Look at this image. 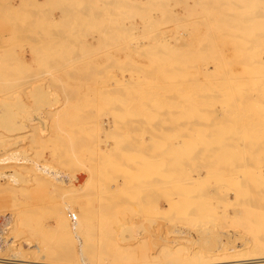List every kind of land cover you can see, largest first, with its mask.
<instances>
[{
    "label": "rangeland",
    "instance_id": "1",
    "mask_svg": "<svg viewBox=\"0 0 264 264\" xmlns=\"http://www.w3.org/2000/svg\"><path fill=\"white\" fill-rule=\"evenodd\" d=\"M91 1L93 2V0H89L87 2L89 5L86 6L90 9H86L89 13L86 12L81 22L78 23L83 29V31L81 30L83 36L80 37V40L87 44L90 43L91 48L97 47L99 41L103 45L100 44L99 48L88 51V56H86L87 54L82 56L83 60L81 62L84 64L79 63L80 66L85 67V73H88V76H85L86 78H80L81 81L87 84L68 87L55 85L54 82L57 83L59 80L63 81V79H65L64 82L72 80L70 76L75 75L76 72L74 69L69 70L70 72L67 71L73 65V62H70L74 57L72 54L66 57L67 63H62V66H66L65 68L62 67L65 70L60 67L61 69L57 71L59 76H54L50 70L47 71L39 59L42 57L43 47L46 48L47 43L52 38L51 36H53V41L58 42L60 36L67 31H71V29L63 27L62 29L59 28L57 32V29L54 30L49 26L47 21L49 18H45L43 14L26 18L27 11H33L30 14L37 13L31 5L26 4L28 0H0V60L4 65L0 67V73L9 75V77H6V81L10 82V84L5 85V93L4 90H0V104H2V107H0V155L4 157L7 154L11 156L10 154L14 153V158L22 157L27 160H24L25 162L20 166L15 164L17 160L14 158L12 161H6L5 163L0 161V171L8 173V176L0 177V184H2L0 186V229H2V232L0 231V257L8 258L15 253L27 257V260H37L38 256L43 255L44 257H51L43 261L62 262L63 264H167L171 262L169 261L170 255L167 256V253L171 251L181 252V250L184 252H182L183 255L181 254L182 258L184 257L182 261L186 258L189 259L188 261L193 260V258L185 256V252H199L202 258L207 259L208 257L209 259L211 256L210 258H217L215 259L217 262H225L226 260L233 262L241 260V258L244 261L247 257L258 259L259 256H264V230H262L264 226H261L264 225V206H262L264 204V159L261 157L264 156V143H261L264 142V139L260 140L261 137L264 138V133H262L264 132V126H262L264 122H260L261 119V121H264V99H262L264 98V28L253 26L252 32L254 33H249V29L252 27L251 17H254L255 14L258 16H255V18L258 19L261 15L264 16V11H262L264 10V0H256V5L252 7L253 11H248L245 14L246 18L244 15L241 16L236 13V0L234 2L214 0L208 7L210 11L207 12L203 10L198 2H202V0H96L95 2L98 5L93 2L94 6L91 5ZM109 1L113 4L108 5ZM220 1L225 4L219 8L218 3ZM109 8H111L110 18L103 21L106 17L104 12H108L107 9ZM55 9L51 6L48 8L56 21H64L61 18L63 16L59 12L60 10ZM5 11L8 14H3ZM93 11L94 16L92 15ZM177 17H182V19ZM238 17L246 20H236ZM225 19L226 21H224ZM101 22H104L105 25L102 28L98 27ZM71 27L73 28L72 25ZM31 28L32 31H30ZM108 29H111L112 36L101 37V33L107 32ZM244 29L248 31L246 36H244ZM205 31L210 32V34L207 33L210 41V49L208 50L197 45V39L200 38L201 34H205ZM211 32L214 34V36L212 34V37L218 40L225 36L228 38L234 35L239 36L241 44H239L238 49L243 54L241 51L237 52V46L234 42L229 44L231 47L229 45V47L223 46V48L226 47L224 51L218 50L223 48L213 44L216 40H213L210 36ZM31 39L35 40L31 41L35 49L29 43ZM68 39L73 40L70 34H67ZM72 42L75 43V40ZM74 43H67L65 50L74 51ZM254 43L255 45H252ZM173 44H177L178 48L176 49V45ZM172 47L174 51L175 49L178 51L176 53H179V50L182 53L184 52L181 57L172 55ZM155 48L161 49L160 52L164 55V58L167 57V60L161 63L153 62ZM105 50L110 51L111 54L105 55V52H103ZM209 51H213V54ZM218 53L222 54L223 59ZM188 54L191 55L189 58ZM172 56L174 61L171 60L170 62ZM192 58L194 61L188 60ZM10 59L11 61H9ZM21 60L26 63V66L21 65L19 62ZM220 62L222 64L223 62L227 63V65L226 63L224 66L221 65V70L215 68L219 67ZM171 63L175 69H171ZM108 65L109 67H107ZM252 65L256 67L254 73L257 76H255L256 78L253 77L256 79L255 81L250 75ZM158 66H162L164 69ZM204 68H208L207 75L203 73L205 72ZM217 71L224 73L220 74ZM60 72L63 74L60 75ZM161 73H166L167 76L163 77L160 75ZM241 74L244 75L242 84H247V86L244 84L246 89H244L245 91L242 90L241 93L243 92L242 95H246V98H242L241 95L236 97L235 92H232L237 88V90L245 88L243 85H241L242 87H235V85L232 89V85L236 82L238 76H243ZM204 76L210 80L205 79ZM236 76L237 78H235ZM218 77H223L225 81ZM251 78L254 82L250 81ZM118 81L123 84L118 85ZM194 81H197V85ZM212 82L213 84H210ZM229 83L232 84L230 85L232 91H228ZM218 88L220 89L217 90ZM195 89L197 90L196 93H194ZM208 89L210 94H208L209 92L205 93ZM68 90H76L77 92L74 95H67L63 92ZM85 91H90V93L86 96L83 94ZM107 91L110 93H106ZM248 93L255 97L251 98L252 96ZM226 95L236 98L233 99V104L235 101L238 103L233 105ZM239 96L242 98V102L239 101ZM70 98L78 100L73 101ZM83 98L94 100H83ZM99 98L107 99L101 100ZM155 98H157L156 101H162H157V104V102H153ZM196 98H198L197 101ZM170 101L172 104H170ZM161 103L164 107L161 106ZM241 103L243 104L241 105ZM227 108L233 112L228 111ZM171 109L173 111H170ZM229 114L231 115L229 116ZM237 114L240 118L237 117ZM68 115H70L69 118ZM249 116L251 117L249 118ZM257 121L259 127L256 126ZM201 122L202 124H200ZM243 128L250 131L245 132ZM251 130H255V132ZM243 132L245 133L243 134ZM256 133H261L258 135L260 138L256 137ZM14 136H17L15 137L16 140H10ZM7 137L10 141L6 140ZM236 137L238 140H236ZM111 138L113 139L111 140ZM77 139L80 142H77ZM220 139H222L221 143L223 145L227 142L226 146L230 148L221 147L223 145L219 146L221 144ZM189 140L190 142H188ZM241 140L245 144V147H243L248 150L244 149L245 153H243V150L242 155L239 154L242 151L240 148H243L242 145H244ZM251 140L254 142L261 141L259 142L261 145L259 144V147H257L258 144L255 142L253 147ZM122 142L126 143V146ZM179 143L183 145L180 146ZM120 145H122L121 148ZM123 147L124 149H122ZM196 150L197 152H194ZM228 150L230 155L232 153L231 157L236 156L234 159L238 157V161H236L237 159L232 161L233 158H228L230 157ZM222 151L223 154L227 151V156L229 155L225 157V153L222 156L225 162L222 159V161L220 160L222 155L220 152L222 153ZM192 152H194L195 157ZM227 158L228 160H225ZM39 167H45L47 170L49 169L48 172L52 173L50 175L49 173H42ZM221 169L228 171L224 173L225 171ZM61 179H66V181L62 182ZM24 180H26V183ZM14 182H18L19 185L13 184ZM7 183L11 187L16 185L18 188H21L20 186L23 188L21 190L16 186L11 188ZM5 184L7 187H4ZM208 186L212 188L209 187L208 189ZM201 187L203 189L207 188L208 191L214 194L217 192L218 194L223 193L222 196L224 194L226 196H223V200V197H218L220 201L215 199L216 202L214 203V194L212 195L205 190L206 194L203 193V195H208V197L205 195L203 197L206 199L201 194L198 195L203 190ZM10 189L14 191L11 190L12 192H10ZM159 193L164 195L162 196ZM217 193L215 197L218 196ZM12 194L14 197L11 196ZM169 195L171 198H169ZM196 197H200V199ZM194 198L200 202L198 203L199 207L186 205L188 200L195 202L196 199L194 200ZM201 198L205 201L203 205ZM166 199L169 203V199L172 202L174 200V203L171 202L172 207L166 202ZM236 201L240 206L236 204ZM146 203L147 205H144ZM175 203L177 205L173 206ZM214 204L218 205L214 206ZM250 204H252V208H250ZM234 205L235 208L233 209ZM143 206H148V208ZM66 208H69L68 210L73 214H70ZM240 208L242 209L240 210ZM238 209L241 212L237 211ZM64 210L66 211L64 212ZM59 213L61 214L60 217ZM251 213L255 214L252 216ZM67 214L80 222L71 221L73 218ZM221 214L224 218L220 216ZM252 217H255L253 220H259L260 218L259 225L257 222L255 225L253 221H250L249 224ZM9 218L10 220H8ZM66 218L70 221L67 222L68 219ZM245 218L248 223L243 221ZM82 220L86 221L81 222ZM54 221L57 224L59 223L56 224L59 228H57L58 231ZM241 221L245 223V226H239L243 223ZM261 221L262 223H260ZM83 223L84 225H82ZM233 223L235 224L233 225ZM252 223L254 226L251 225ZM236 224L238 225L236 226ZM53 225L54 227H51ZM254 232H259V234ZM43 235L53 238L55 242L53 241L52 248L50 244L48 245L42 241ZM86 241L91 242L87 247L90 253L85 250L86 247L84 248V246H87L84 243ZM59 244L61 245L59 246ZM35 245L39 246L40 251L43 252L42 255L40 252L38 253V250L36 252ZM90 245H94L91 246L93 247L92 250ZM104 245H107V248ZM82 246L84 250L80 254ZM100 249L104 251L107 249L109 253L104 252L101 255ZM53 251L57 252L56 256L59 253V257H56V259L54 258L55 255L52 254ZM112 251H114L113 255L110 253ZM60 252L63 253L62 256H60ZM120 252L122 253L119 254ZM60 257L61 259H58ZM187 259L184 261H187Z\"/></svg>",
    "mask_w": 264,
    "mask_h": 264
},
{
    "label": "bare ground",
    "instance_id": "2",
    "mask_svg": "<svg viewBox=\"0 0 264 264\" xmlns=\"http://www.w3.org/2000/svg\"><path fill=\"white\" fill-rule=\"evenodd\" d=\"M19 1V0H18ZM23 1V0H22ZM27 1V0H26ZM89 0H43V1H40V0H28V2H26V4H28V5H31V7L32 8H34L35 9V11L37 12V13H35V14H30L31 12L33 13V11H27V13H26V18H30V16H34V17H36V16H40V15H44L45 16V18H49L47 21H48V24H49V26H51V28L52 29H57L56 31L58 32V29L59 28H63V27H68V29L70 30L71 29V31H65L67 34H70V36L72 37V41H74L75 40V43L74 42H72V41H70L69 39V41L67 40V34L65 35V34H62L61 36H60V39L58 40V42H56V41H53L54 39H53V36H51L52 38L49 40V42L47 43V46H46V48H44L43 47V49H44V51H43V54H42V57H40V59L39 60H41V62L44 64V66H45V68L47 69V71L48 70H50L53 74H54V76H57L58 75V73L59 72H57L58 70H60L62 67H66V66H62V63H67V61H66V57H68V55H73L74 57H72V60L70 61V62H73V65H72V67L70 68V69H67L68 68V66H67V71H69V70H71V69H74V71L76 72V73H74L75 75H73V76H70V79H71V77H72V80L71 81H68V82H64V80L65 79H63V81H60L59 80V82H54V84L55 85H60V86H68V87H70V86H74V87H78V86H84V85H86L87 83L86 82H84V81H81V77H85V76H88V73L86 72L85 73V71L84 70H86L85 69V67H82V66H80V64H84V63H82L81 61L83 60L82 59V56L84 55V54H87L86 56H88V54H89V52L88 51H91V49H94V48H99V46H100V44H101V41H99V44H98V46L97 47H95L93 44V46H94V48H91L90 46H89V44H87L86 42H84V41H82V40H80L81 38V36H83V29L81 28V25L80 24H78V23H80L81 22V20L83 19V17L86 15V12L87 13H89L88 11H86V9H88V7L86 8V6L87 5H89V4H87V2H88ZM96 0H93V2H95ZM230 1H233L234 2V0H230ZM5 2V1H4ZM93 2L91 1V5L92 6H94L93 5ZM106 2V1H105ZM199 2V4H200V6L203 8V10H205L206 12L207 11H210V10H208V7L210 6V3H212V2H214V0H211L210 2H209V0H202V2H200V1H198ZM256 0H236L235 1V4H236V10H237V12L236 13H238L239 15H244V17H245V14L246 13H248V11H250L251 12V10H252V7L254 6V5H256ZM96 4H97V2H95ZM228 3V2H227ZM232 3V2H231ZM95 4V5H96ZM113 4V3H112ZM111 4V1H109L108 2V5H112ZM198 4V3H197ZM223 4H225L224 2L222 3V1H220L219 3H218V6H219V8H220V6H222ZM257 4H258V2H257ZM90 5V6H91ZM98 5V4H97ZM25 6V5H24ZM53 7V9H55V8H57V10L62 14V16L63 17H61V18H63V20L64 21H56V19L53 17V15L51 14V10H48V8L49 7ZM89 6V7H90ZM18 7V6H17ZM72 7V8H71ZM1 9V8H0ZM5 9V8H4ZM22 9V8H21ZM33 9V10H34ZM19 10V9H18ZM27 10V9H26ZM32 10V9H31ZM56 10V9H55ZM88 10H90V9H88ZM108 10V12H104L105 13V19L103 20V21H106V20H108L109 18H110V11H111V8H109V9H107ZM258 10V9H257ZM1 11V10H0ZM253 11V10H252ZM262 11H264V10H262ZM261 11V12H262ZM21 12V11H20ZM3 13V12H2ZM1 13V14H2ZM15 13V12H14ZM23 13V12H22ZM3 14H8V12L7 11H5ZM39 14V15H38ZM95 15V13H94V11L92 12V15ZM98 14V13H97ZM255 14V13H254ZM16 15H17V13H16ZM93 15V16H94ZM102 15H104V14H102ZM212 15V14H211ZM210 15V16H211ZM257 14H255V16H256ZM255 16L254 17H251V19H250V21H251V23H252V27L253 26H260V28H264V16H262L261 15V17L258 19V18H255ZM3 17H5V16H3ZM17 17V16H16ZM233 17V16H232ZM236 17V16H235ZM256 17H258V16H256ZM44 18V19H45ZM178 18V17H177ZM180 18V17H179ZM178 18V19H179ZM189 18V17H188ZM220 18V17H219ZM246 18V17H245ZM173 19V18H172ZM180 19H182V17L180 18ZM208 19V18H207ZM248 19V18H247ZM228 20V19H227ZM236 20H246V19H244V18H242V17H238ZM223 21V20H222ZM224 21H226V19L224 20ZM35 22V21H34ZM198 22V21H197ZM104 22H101V24H99L98 25V27L100 26V28H102V27H104L105 25L103 24ZM229 23V22H228ZM17 24V23H16ZM15 24V25H16ZM47 24V25H48ZM103 24V25H102ZM71 25L73 26V28L71 27ZM17 26V25H16ZM229 26V25H228ZM34 27V26H33ZM69 27H71V28H69ZM97 27V26H96ZM235 27V26H234ZM252 27H250V31H249V33L250 34H253L254 32H252V30L254 29V27L252 28ZM256 27V28H257ZM36 28V27H35ZM120 28V27H119ZM65 29V28H64ZM67 29V28H66ZM116 29V28H115ZM121 29V28H120ZM134 29V28H133ZM136 29V28H135ZM227 29V28H226ZM33 29L31 28L30 29V31H32ZM82 30V31H81ZM86 30V29H85ZM209 30V29H208ZM212 30H213V28H212ZM244 31V36H246L247 34H248V31L246 30V29H244L243 30ZM82 32V33H81ZM214 32H216V31H214ZM32 33V32H31ZM62 33H64V32H62ZM207 33H209L210 34V32H206L205 31V34H201V36H200V38L199 39H197V45L198 46H203V48H205V50L207 49H210V41H209V38L207 37ZM54 35H55V33H53ZM212 34H213V32H211V37H212ZM109 35H110V37L112 36L111 35V29H108V31L107 32H102L101 33V37H109ZM198 35H200V33H198ZM197 35V36H198ZM228 35V34H227ZM213 36H214V34H213ZM241 36V35H240ZM100 37V38H101ZM210 37V38H211ZM215 37H217V36H215ZM239 36H237V35H234V36H230L229 38L228 37H221V38H219V40L218 39H215V38H213V40H216L215 42L214 41H212V42H214L213 44H215V45H219V46H222V48H223V46H226V47H229L230 45L229 44H231L232 42H234V44L237 46V52H239V51H241V50H239L238 49V47H239V44H241V42H240V37L238 38ZM54 38H55V36H54ZM68 38H70V37H68ZM99 38V39H100ZM196 38H198V37H196ZM36 39V38H35ZM102 39V38H101ZM227 39V40H226ZM247 40V39H246ZM31 41H35V40H30L29 41V43L31 44V46L33 47V49H35L34 48V46H33V44L31 43ZM98 41V40H97ZM164 41V40H163ZM167 41V40H166ZM250 41V40H249ZM56 42V43H55ZM252 42H253V39H252ZM251 42V43H252ZM70 44V43H74L73 45L75 46L74 47V51H66L65 50V48H66V46L68 45V44ZM67 44V45H66ZM76 44V45H75ZM157 44V43H156ZM169 44V43H168ZM195 44H196V42H195ZM194 44V45H195ZM72 45V46H73ZM101 45H103V44H101ZM158 45V44H157ZM173 45H176V49L178 48L177 47V44H173ZM229 45V46H228ZM244 45V44H243ZM252 45H255V43L254 44H252ZM159 46V45H158ZM164 46V45H163ZM197 46V47H198ZM219 46H217V47H219ZM103 47V46H102ZM213 47V46H212ZM226 47H224L223 49H221L220 47V49H218V50H223L224 51V49L226 48ZM231 47V46H230ZM254 47V46H253ZM39 48V47H38ZM157 48H159V47H157ZM157 48H155V50H154V53H153V55H154V58L152 59V61L153 62H156V63H161V62H164L165 60H167L166 58L167 57H163L164 55L160 52V50L159 49H157ZM166 48V47H165ZM173 48V47H172ZM179 48H181V47H179ZM255 48V47H254ZM15 49V48H14ZM103 49H104V47H103ZM176 49H175V51H174V48L172 49V55H174V56H177V55H179V57H181V55L184 53H182V51L181 50H179V53H176V52H178V51H176ZM183 49V48H182ZM198 49V48H197ZM215 49V48H214ZM213 49V50H214ZM217 49V48H216ZM7 50H9V49H7ZM109 50H111V49H109ZM227 50V49H226ZM225 50V51H226ZM10 51H12V50H10ZM93 51V50H92ZM99 51V50H98ZM101 51V50H100ZM193 51V50H192ZM214 51H216V50H214ZM231 51V50H230ZM16 52V51H15ZM88 52V53H87ZM103 52H105L104 54L105 55H110L111 54V52L110 51H103ZM102 52V53H103ZM188 52V51H187ZM210 52V51H209ZM213 52V51H212ZM212 52H210L211 54H213ZM216 52H218V51H216ZM221 52V51H220ZM13 53V52H12ZM99 53H101V52H99ZM116 53V52H115ZM188 53H190V52H188ZM192 54H193V52H191ZM195 53V52H194ZM222 53V52H221ZM241 53H242V51H241ZM76 54V55H75ZM215 54V53H214ZM219 55H220V53H218ZM217 54V55H218ZM223 54H224V52H223ZM235 54V53H234ZM238 54V53H237ZM243 54V53H242ZM241 54V55H242ZM15 55V54H14ZM21 55V54H20ZM104 55V56H105ZM187 55V54H186ZM218 55V56H219ZM8 56H9V54H8ZM19 56V55H18ZM103 56V54L101 55V57ZM191 55L190 54H188V58L190 57ZM210 56V55H209ZM220 56H222V54L220 55ZM237 56V55H236ZM238 56H239V54H238ZM16 58H17V56H15ZM93 57V56H92ZM193 57V56H192ZM217 57V56H216ZM245 57V56H244ZM9 58V57H8ZM7 58V59H8ZM73 58H75V59H73ZM99 58V57H98ZM105 58H107V57H105ZM172 58V59H171ZM170 58V62H171V60L172 61H174V58H173V56ZM184 58V57H183ZM208 58V57H207ZM219 58V57H218ZM221 58V57H220ZM243 58V57H242ZM6 59V60H7ZM18 59V58H17ZM17 59H14V60H17ZM71 59V58H70ZM104 59V58H103ZM108 59V58H107ZM187 59V58H186ZM203 59V58H202ZM211 59V58H210ZM215 59V58H214ZM222 59H223V56H222ZM221 59V60H222ZM19 60V59H18ZM17 60V61H18ZM68 60V59H67ZM85 60V59H84ZM90 60V59H89ZM97 60V59H96ZM179 60V59H178ZM177 60V61H178ZM188 60H193V58L192 59H188ZM246 60V59H245ZM9 61H11V59L9 60ZM8 61V62H9ZM86 61H88V60H86ZM95 61V60H94ZM103 61V60H102ZM105 61V60H104ZM103 61V62H104ZM190 61V62H191ZM194 61V60H193ZM7 62V63H8ZM20 63H21V65H23V66H26L25 64V62L23 61V60H21V61H19ZM81 62V63H80ZM100 62V61H99ZM102 62V63H103ZM227 62V61H226ZM226 62H223V64H222V62H220L221 64L220 65H218L219 67H215V68H220V70H221V68H222V66L221 65H223L224 66V64L226 63ZM242 62V61H241ZM80 63V64H79ZM229 63V62H228ZM95 64V63H94ZM100 64V63H99ZM230 64V63H229ZM65 65V64H64ZM69 65H71V64H69ZM171 65V69H175V67H174V65L171 63L170 64ZM215 65V64H214ZM216 65V66H217ZM226 65H227V63H226ZM225 65V66H226ZM4 65L2 64V62H1V60H0V67H3ZM85 66V65H84ZM221 66V67H220ZM230 66V65H229ZM21 67V66H20ZM61 67V68H60ZM107 67H109V65L107 66ZM113 67V66H112ZM115 67H117V66H115ZM119 67H121V66H119ZM118 67V68H119ZM159 68H163L162 66H158ZM165 67V66H164ZM227 67V66H226ZM140 68V67H139ZM215 68H213V69H215ZM259 68V67H258ZM122 69V68H121ZM141 70H142V68H140ZM164 69V68H163ZM178 69H179V67H178ZM205 70V72H203V73H207L206 71H207V69L208 68H204ZM228 69V68H227ZM255 69H256V67L255 66H253L252 65V67H251V71H252V73H250V75L252 76V78L253 77H255V76H257V75H255ZM62 70H65V69H63L62 68ZM104 70V69H103ZM107 70V69H106ZM123 70V69H122ZM137 70V69H136ZM73 71V72H74ZM197 71V70H196ZM212 71V70H211ZM235 71V70H234ZM55 72V73H54ZM70 72V71H69ZM102 72V71H101ZM162 72H164V71H162ZM217 72H219V71H217ZM227 72V71H226ZM43 73H44V71H43ZM42 73V74H43ZM121 73V72H120ZM123 73V72H122ZM121 73V74H122ZM210 73V72H209ZM220 73V72H219ZM224 73V72H223ZM223 73H220V74H223ZM46 74V73H45ZM61 74H63V73H61L60 72V75ZM225 74H227V73H225ZM225 74H224V76H225ZM161 76H163V77H165V76H167V74L166 73H161L160 74ZM193 75V74H192ZM207 75V74H206ZM241 75H243V74H241ZM240 75V76H241ZM53 76V75H52ZM59 76V75H58ZM160 76V77H161ZM195 76V75H194ZM219 76H221V75H219ZM6 77H9V75L7 76L6 74H2V73H0V90H4V88H5V85H7V84H10V82H7L6 81ZM205 77V76H204ZM246 77V76H245ZM56 78V77H55ZM60 78H61V76H60ZM86 78V77H85ZM218 78H222L223 79V77H218ZM226 78V77H225ZM228 78H229V74H228ZM235 78H237V76L235 77ZM247 78V77H246ZM250 78V77H249ZM249 78L247 79L248 81H249ZM250 79V81H252L253 79ZM256 78V77H255ZM258 78V77H257ZM52 79H53V77H52ZM79 79H80V81H79ZM205 79H208V77H205ZM7 80H8V78H7ZM55 81H56V79H54ZM53 80V81H54ZM203 80V79H202ZM208 80H210V79H208ZM208 80H206V81H208ZM211 80H212V78H211ZM214 80H216V79H214ZM219 80V79H218ZM224 81H225V79H223ZM229 80V79H228ZM233 80V79H232ZM256 79H254V81H255ZM259 81H260V78L258 79ZM18 81V80H17ZM26 81V80H25ZM66 81H67V79H66ZM204 81V80H203ZM213 81V80H212ZM221 82H223L222 80H220ZM230 81V80H229ZM254 81H252V82H254ZM195 82V81H194ZM200 82V81H199ZM198 82V83H199ZM205 82V81H204ZM213 82H215V81H213ZM213 82L212 83H210V84H213ZM228 82V81H227ZM232 82V81H231ZM244 82V75L243 76H241V77H239L238 76V78L236 79V82L235 83H233V85L232 84H230L229 83V87H228V91L229 90H231V88L230 87H232L233 86V88L232 89H234V86L235 87H238V86H241V85H243L244 86V84H246V83H244V84H242ZM247 82V81H246ZM252 82H249V83H252ZM53 83V82H52ZM51 83V84H52ZM126 83V82H125ZM124 83V84H125ZM192 83V82H191ZM196 83V85H197V81L195 82ZM194 83V84H195ZM261 83V82H260ZM12 84V83H11ZM21 84V83H20ZM50 84V83H49ZM49 84H47V85H49ZM54 84H52V85H54ZM117 84L118 85H122L123 83L122 82H120V81H118L117 82ZM201 84V83H200ZM224 84V83H223ZM17 85V84H16ZM114 85V84H113ZM202 85V84H201ZM205 85H206V83H205ZM219 85V84H218ZM217 85V86H218ZM230 85H232V86H230ZM251 85V84H250ZM19 86V85H18ZM96 86V85H95ZM138 86V85H137ZM198 86H199V84H198ZM246 86H247V84H246ZM7 87V86H6ZM45 87V86H44ZM133 87H135V86H133ZM200 87V86H199ZM206 87V86H205ZM242 87V86H241ZM240 87V88H241ZM245 87V86H244ZM220 88H222V87H220ZM220 88H218L217 90H219ZM249 88V87H248ZM12 89V88H11ZM204 89V88H203ZM207 89V88H206ZM212 89V88H211ZM238 89V88H237ZM235 90V91H232L233 93L235 92V96L237 97L238 95H241V97L243 96L242 95V93H241V91L242 90H244V89H246V87L245 88H241V90ZM5 90H6V88H5ZM5 90H4V93H5ZM109 90V89H108ZM209 90V89H208ZM204 91L206 94H207V92H209L208 94H210V90L209 91ZM226 90V89H225ZM195 91V92H194ZM194 91H192V92H194V93H196L197 92V90L195 89ZM224 90H222V92H223ZM230 91V92H231ZM245 91V90H244ZM3 92V91H2ZM44 92V91H43ZM65 94H67V95H74V94H76V90L75 91H72V90H68L67 92L66 91H63ZM115 92V91H114ZM117 92V91H116ZM129 92V91H128ZM191 92V93H192ZM212 92V91H211ZM221 92V93H222ZM231 92V93H232ZM30 93H31V91H30ZM46 93H48V92H46ZM88 93H90V91L88 92V91H85L83 94L84 95H88ZM93 93H95V92H93ZM97 93H98V90H97ZM106 93H110V92H106ZM193 93V94H194ZM203 93V92H202ZM204 93V95H206ZM215 93H217V92H215ZM223 93H225V92H223ZM241 93V94H240ZM132 94V93H131ZM244 94V93H243ZM248 94H250L251 95V93H248ZM95 95H96V93H95ZM111 95V94H110ZM162 95V94H161ZM164 95V94H163ZM191 95V94H190ZM197 95V94H196ZM213 95V94H212ZM215 95H217V94H215ZM227 95H228V93H227ZM226 95V96H227ZM166 96V95H165ZM180 96V95H179ZM182 96H183V94H182ZM198 96H200V95H198ZM207 96V95H206ZM211 96V95H210ZM218 96V95H217ZM230 96V95H229ZM232 96V95H231ZM246 96V95H245ZM245 96H243L242 98H244ZM252 96V95H251ZM47 97V96H46ZM103 97V96H102ZM138 97V96H137ZM162 97V96H161ZM208 97H209V95H208ZM228 97V96H227ZM233 97V96H232ZM240 97V96H239ZM238 97V98H239ZM240 97V102H242V98ZM255 96L253 95L251 98H254ZM182 98V97H181ZM204 99L206 98V97H203ZM212 98V97H211ZM213 98H214V96H213ZM229 98H231V97H228V100H229V102L231 103L232 102V104H233V101L236 99V98H231V99H229ZM246 98V97H245ZM4 99V98H3ZM66 99V98H65ZM70 99H73V98H70ZM91 100V101H93L94 99H92V98H83V100ZM99 99H101V100H105V99H107V98H99ZM137 99V98H136ZM154 99V98H153ZM153 99H151V100H153ZM156 99L157 98H155V101L153 100V102H157V101H162V100H157L156 101ZM158 99H161V98H158ZM169 99V98H168ZM180 99V98H179ZM178 99V100H179ZM189 99H191V98H189ZM192 99L194 100V97H192ZM191 99V100H192ZM227 99V98H226ZM234 99V100H233ZM262 99H264V98H262ZM10 100H13V99H10ZM45 100V99H44ZM61 100V99H60ZM76 100H78V99H73V101H76ZM96 100H98V99H96ZM122 100V99H121ZM124 101H125V98L123 99ZM166 100H167V97H166ZM175 101H176V99H174ZM186 100H187V98H186ZM185 100V101H186ZM198 100V98H196V101ZM216 100V99H215ZM225 100V99H224ZM227 100V101H228ZM238 100V99H237ZM17 101H18V98H17ZM81 101V100H80ZM123 101V102H124ZM174 101V102H175ZM189 101V100H188ZM195 101V100H194ZM243 101H244V99H243ZM21 102V101H20ZM78 102V101H77ZM171 102V101H170ZM191 102V101H190ZM189 102V103H190ZM201 102V101H200ZM216 102V101H215ZM239 102V103H240ZM255 102V101H254ZM10 103V102H9ZM79 103V102H78ZM86 103H88L87 101H86ZM163 103V102H162ZM161 103V104H162ZM179 103H180V100H179ZM196 103V102H195ZM207 103H208V101H207ZM238 102H236L235 101V103L233 104V105H235V104H237ZM244 103V102H243ZM243 103H241V105L243 104ZM248 103V102H247ZM6 104V103H5ZM4 104V105H5ZM76 104V103H75ZM75 104H74V106H75ZM137 104V103H136ZM154 104H156V103H154ZM157 104H158V102H157ZM156 104V105H157ZM164 104H165V101H164ZM170 104H172V102L170 103ZM177 104V103H176ZM191 104V103H190ZM192 104H194V102H192ZM213 104V103H212ZM220 104V103H219ZM223 104V103H222ZM262 104V103H261ZM2 104H0V107H2L1 106ZM17 105V104H16ZM144 105V104H143ZM155 105V106H156ZM166 105V104H165ZM181 105V104H180ZM195 105V104H194ZM198 105H199V103H198ZM213 105H216L215 103L213 104ZM233 105H231V106H233ZM251 105H254V104H251ZM147 106V105H146ZM161 106H163L164 107V105L162 104ZM179 106V105H178ZM210 106H211V104H210ZM224 106V105H223ZM229 106V105H228ZM230 106V107H231ZM249 106V105H248ZM254 106H256V105H254ZM253 106V107H254ZM7 107H9V106H7ZM39 107V106H38ZM73 107V106H72ZM118 107V106H117ZM116 107V108H117ZM138 107V106H137ZM139 107H140V105H139ZM154 107V106H153ZM156 107H158V106H156ZM168 107V106H167ZM169 107H170V105H169ZM190 107V106H189ZM241 108H242V106H240ZM258 107V106H257ZM257 107H255V108H257ZM114 108V107H113ZM133 108V107H132ZM146 108V107H145ZM159 108H160V105H159ZM181 108H183V107H181ZM180 108V109H181ZM224 108V107H223ZM244 108V107H243ZM7 109V108H6ZM39 109V108H38ZM65 109V108H64ZM141 109V108H140ZM143 110H144V108H142ZM184 109V108H183ZM228 109V111H231V110H229V108H227ZM226 109V110H227ZM16 110V109H15ZM151 110V109H150ZM185 110V109H184ZM200 110V109H199ZM203 110V109H202ZM201 110V111H202ZM213 110V109H212ZM225 110V109H224ZM258 110V109H257ZM142 111V110H141ZM165 111V110H164ZM170 111H173L172 109L170 110ZM180 111V110H179ZM214 111V110H213ZM223 111V110H222ZM234 111H235V109H234ZM237 111V110H236ZM246 111V110H245ZM244 111V112H245ZM254 111H255V109H254ZM128 112V111H127ZM143 112V111H142ZM158 112H160V111H158ZM158 112H157V114H158ZM162 112V111H161ZM166 112V111H165ZM215 112V111H214ZM221 112V111H220ZM231 112H233V111H231ZM239 112V111H238ZM237 112V113H238ZM257 112V111H256ZM260 112V111H259ZM5 113V112H4ZM140 113V112H139ZM163 113V112H162ZM174 113V112H173ZM172 113V114H173ZM250 113V112H249ZM10 114V113H9ZM65 114V113H64ZM87 114V113H86ZM117 114V113H116ZM166 114V113H165ZM4 115V114H3ZM131 115V114H130ZM134 115H135V113H134ZM146 115V114H145ZM152 115V114H151ZM231 114H229V116H230ZM240 115V114H239ZM243 115L245 116V114L243 113ZM243 115H242V117H243ZM251 115V114H250ZM257 115V114H256ZM13 116H15V115H13ZM63 116V115H62ZM69 116L70 115H68L67 117L69 118ZM85 116V115H84ZM88 116V115H87ZM86 117V116H85ZM220 117V116H219ZM236 117V116H235ZM237 117H239L240 118V116H238V114H237ZM251 116H249V118H250ZM253 117H254V113H253ZM256 117V116H255ZM161 118V117H160ZM225 118V117H224ZM244 118V117H243ZM246 118V117H245ZM248 118V119H249ZM258 118V117H257ZM260 119H261V117H260ZM41 120V119H40ZM134 120V119H133ZM239 120V119H238ZM262 120V119H261ZM260 120V122H264V121H261ZM127 121V120H126ZM156 121V120H155ZM194 121V120H193ZM190 122V121H189ZM221 122H223V121H221ZM9 123H11L10 121H9ZM45 123V122H44ZM100 123V122H99ZM157 123V122H156ZM220 123V122H219ZM253 123V122H252ZM254 123H256V122H254ZM1 124V123H0ZM180 124V123H179ZM197 124V123H196ZM200 124H202V122L200 123ZM212 124V123H211ZM223 124V123H222ZM248 124V123H247ZM261 124V123H260ZM259 124V125H260ZM15 125V124H14ZM37 125V124H36ZM152 125V124H151ZM181 125V124H180ZM198 125H199V122H198ZM208 125V124H207ZM258 125V121H257V124H256V126ZM261 126V125H260ZM262 126H264V125H262ZM261 126V127H262ZM2 127V126H1ZM12 127V126H11ZM155 127V126H154ZM164 127V126H163ZM247 127V126H246ZM257 127H259V126H257ZM256 127V128H257ZM35 128V127H34ZM146 128V127H145ZM169 128V127H168ZM8 129H9V127H8ZM129 129V128H128ZM164 129V128H163ZM167 129V128H166ZM262 129V128H261ZM162 130V129H161ZM243 130L246 132V131H248V130H245L244 128H243ZM242 130V131H243ZM255 130H257V129H255ZM255 130H251L252 132H255ZM81 131V130H80ZM79 131V132H80ZM218 131V130H217ZM234 131V130H233ZM250 131V130H249ZM56 132H57V130H56ZM110 132V131H109ZM111 132H112V130H111ZM110 132V133H111ZM225 132V131H224ZM245 132H243V134L245 133ZM251 132V133H252ZM257 132H258V130H257ZM113 133V132H112ZM262 133H264V132H262ZM60 134H61V132H60ZM238 134H239V132H238ZM240 134H241V132H240ZM254 134V133H253ZM257 134V133H256ZM259 134H261V133H259ZM259 134H257L256 135V137L258 138L259 136ZM63 135V134H62ZM66 135V134H65ZM184 135V134H183ZM213 135H215V134H213ZM217 135V134H216ZM246 135V134H245ZM255 135V134H254ZM1 136V135H0ZM18 136V135H17ZM17 136H14V138H11L10 140H16V138L15 137H17ZM97 136V135H96ZM173 136V135H172ZM206 136H208L207 134H206ZM228 136V135H227ZM261 136V135H260ZM20 137V136H19ZM65 137V136H64ZM108 137H110V136H108ZM112 137V136H111ZM238 137V136H237ZM236 137V138H237ZM240 137V136H239ZM247 137V136H246ZM249 137V136H248ZM41 138V137H40ZM44 138H46V137H44ZM48 138V137H47ZM66 138H67V136H66ZM219 138H222V137H220L219 136ZM235 138V137H234ZM242 138V137H241ZM260 138V137H259ZM24 139V138H23ZM81 139V138H80ZM109 139V138H108ZM113 138H111V140H112ZM223 139V138H222ZM222 139H220L219 141H220V143L222 142L221 140ZM243 139H244V137H243ZM262 139H264V138H262L261 137V141H262ZM4 140V139H3ZM2 140V141H3ZM6 140H9L8 139V137H7V139ZM5 140V141H6ZM9 140V141H10ZM96 140V139H95ZM99 140V139H98ZM116 140V139H115ZM117 140H118V138H117ZM178 140V139H177ZM186 140V139H185ZM184 140V141H185ZM217 140H218V138H217ZM216 140V142L217 143H219L218 141ZM236 140H238V138L236 139ZM253 140H255V139H253ZM46 141V140H45ZM124 141V140H123ZM149 141V140H148ZM226 141V140H225ZM242 141V143H243V140H241ZM252 141V140H251ZM261 141H258V142H256L258 145H257V147H259V142H261ZM7 142V141H6ZM77 142H80L78 139H77ZM96 142V141H95ZM94 142V143H95ZM105 142V141H104ZM129 142V141H128ZM188 142H190V140L188 141ZM245 142V141H244ZM249 142V141H248ZM248 142H247V144H248ZM254 141H252V146L254 145V143H255ZM42 143V142H41ZM102 143H103V141H102ZM122 143H124V142H122ZM126 143H127V141H126ZM126 143H124L125 145L124 146H126ZM185 143V142H184ZM224 143V142H223ZM227 143V142H226ZM226 143L223 145L222 143L219 145V146H221V145H223V146H221V147H226V148H230V147H228V146H226ZM242 143H241V145H242ZM246 143V142H245ZM261 143H264V142H261ZM228 144V143H227ZM244 144V143H243ZM179 145L181 146V145H183V144H181V143H179ZM240 145V146H241ZM261 145V144H260ZM57 146V145H56ZM121 146L122 145H120L119 147L121 148ZM133 146V145H132ZM186 146V145H185ZM185 146H184V148H185ZM245 147V144L244 145H242V147ZM255 146H256V144H255ZM88 147V146H87ZM113 147V146H112ZM118 147V148H119ZM128 147V146H127ZM187 147V146H186ZM232 147V146H231ZM240 148L242 151L239 153V154H241L242 152H243V150L244 149H246V148ZM250 147V146H249ZM248 147V149H250ZM254 147V146H253ZM256 147V148H257ZM58 148V147H57ZM57 148H55V149H57ZM89 148V147H88ZM88 148H86V149H88ZM108 148V147H107ZM114 149H115V147H113ZM130 148V147H129ZM226 148H224L225 150H226ZM234 148V147H233ZM261 148H262V146H261ZM122 149H124V147L122 148ZM121 149V150H122ZM187 149V148H186ZM199 149V148H198ZM223 149V150H224ZM232 149V148H231ZM231 149H229L230 151H231ZM259 149V148H258ZM35 150V149H34ZM77 150V149H76ZM113 150V149H112ZM228 150V151H229ZM251 150V149H250ZM256 150V149H255ZM55 151V150H54ZM92 151V150H91ZM102 151H104V150H102ZM108 151H109V149H108ZM114 151V150H113ZM116 151V150H115ZM124 151V150H123ZM230 151L228 152V154L230 155ZM246 151H248L247 149H246ZM254 151V150H253ZM259 151V150H258ZM101 152V151H100ZM194 152H197V150L196 151H194ZM194 152H192V155H193V153ZM227 152V151H226ZM225 152V153H226ZM257 152V151H256ZM15 153H17V152H15ZM38 153H39V151H38ZM55 153H56V151H55ZM102 153V152H101ZM106 153V152H105ZM187 153V152H186ZM225 153L223 154V151H222V153L220 152V154H222L221 155V157H220V160L222 159L223 160V155H225ZM243 153H245V150H244V152ZM14 153H11L10 155L11 156H9L8 154L6 155V156H2L1 157V155H0V161H2V162H6V161H12V159L14 158V155H13ZM25 154V153H24ZM91 154V153H90ZM198 154H199V151H198ZM254 154V153H253ZM20 155V154H19ZM26 155V154H25ZM25 155H23V156H25ZM37 155V154H36ZM59 155H60V152H59ZM108 155V154H107ZM228 155V156H229ZM231 155H232V153H231ZM231 155H230V157H228L227 156V153H226V156L225 157H228V158H233L232 159V161H235L236 159H234L235 157H231ZM242 155V154H241ZM245 155V154H244ZM243 155V156H244ZM38 156V155H37ZM40 156V155H39ZM94 156V155H93ZM105 156V155H104ZM194 156V155H193ZM204 156H205V154H204ZM210 156V155H209ZM246 156V155H245ZM258 156V155H257ZM29 157V156H28ZM57 157H58V155H57ZM107 157V156H106ZM111 157H113V156H111ZM151 157V156H150ZM153 157V156H152ZM151 157V158H152ZM181 157V156H180ZM195 157V156H194ZM193 157V158H194ZM253 157V156H252ZM262 157V159H264V156H261ZM26 158V157H25ZM115 158V157H114ZM129 158V157H128ZM191 158H192V156H191ZM228 158L227 159H225V160H228ZM240 158H242V157H240ZM247 159H248V157H246ZM11 159V160H10ZM14 159H16L17 161H16V163L15 164H18L19 166L21 165V164H23V162H25V161H27L26 159H23L22 157L20 158V157H15ZM35 159H38V158H35ZM56 159V158H55ZM142 159V158H141ZM165 159V158H164ZM207 159V158H206ZM242 159H245V158H242ZM252 160H253V158H251ZM256 159V158H255ZM21 160H23V161H21ZM25 160V161H24ZM146 160V159H145ZM149 160V159H148ZM221 160V161H222ZM230 160V159H229ZM246 160V159H245ZM30 161V160H29ZM28 161V162H29ZM32 161H33V159H32ZM66 161V160H65ZM78 161V160H77ZM224 161V160H223ZM236 161H238V159L236 160ZM254 161V160H253ZM34 162V161H33ZM160 162V161H159ZM198 162V161H197ZM201 162H204V161H201ZM225 162V161H224ZM245 162V161H244ZM207 163V162H206ZM238 163V162H237ZM248 163V162H247ZM249 163H250V161H249ZM210 164V163H209ZM36 165V164H35ZM38 165V164H37ZM204 165H206V164H204ZM12 166V165H11ZM40 166V165H39ZM158 166H160V165H158ZM203 166V165H202ZM208 166V165H207ZM222 166V165H221ZM220 166V167H221ZM237 166V165H236ZM245 166H246V164H245ZM46 168L48 167L47 165L45 166ZM45 167H39V169L42 171V173L43 172H45L46 174L47 173H49V175H50V173H52V172H48L49 171V169L47 170ZM91 167V166H90ZM143 167V166H142ZM189 167V166H188ZM211 167V166H210ZM216 167V166H215ZM224 167H226V166H224ZM7 168V167H6ZM37 168H38V166H37ZM203 168H204V166H203ZM205 168H207L206 166H205ZM230 168V167H229ZM198 169V168H197ZM92 170H93V168H92ZM149 170V169H148ZM219 170V169H218ZM221 170H223V169H221ZM220 170V171H221ZM237 170V169H236ZM13 171V170H12ZM145 171V170H144ZM200 171V170H199ZM223 171H225V170H223ZM228 171V170H227ZM227 171H225L224 173H226ZM240 171V170H239ZM250 171V170H249ZM15 172V171H14ZM150 172V171H149ZM148 172V173H149ZM131 173V172H130ZM214 173V172H213ZM229 173V172H228ZM8 173H5V172H2V171H0V177H5V175H7ZM45 174V175H46ZM143 174H144V172H143ZM207 174V173H206ZM222 174H223V172H222ZM11 175V174H10ZM146 175V174H145ZM148 175V174H147ZM162 175V174H161ZM234 175H236V174H234ZM246 175V174H245ZM258 175V174H257ZM260 175V174H259ZM8 176V175H7ZM242 177H244L243 175H241ZM11 177V176H10ZM20 177V176H19ZM39 177V176H38ZM226 177V176H225ZM12 178V177H11ZM42 178V177H41ZM201 178V177H200ZM224 178V177H223ZM26 179V178H25ZM28 179V178H27ZM36 179V178H35ZM43 179V178H42ZM71 179V178H70ZM157 179V178H156ZM170 179V178H169ZM190 179H192V178H190ZM236 179V178H235ZM238 179V178H237ZM16 180V179H15ZM30 180V179H29ZM149 180H151V179H149ZM172 180V179H171ZM189 180V179H188ZM240 180V179H239ZM19 181V180H18ZM25 181V183H26V180H24ZM60 181H62V182H65L66 181V179H61ZM173 181V180H172ZM172 181H170V182H172ZM175 181V180H174ZM244 181V180H243ZM19 182H21V181H19ZM72 182V181H71ZM141 182H144V181H141ZM152 182V181H151ZM165 182V181H164ZM218 182V181H217ZM239 182V181H238ZM9 183V182H8ZM8 183H7V185H8ZM22 183V182H21ZM67 183V182H66ZM150 183V182H149ZM153 183V182H152ZM190 183V182H189ZM241 183V182H240ZM13 184H18V182L17 183H13ZM159 184V183H158ZM157 184V185H158ZM217 184V183H216ZM242 184V183H241ZM2 184H0V186H1ZM4 185V184H3ZM7 185L5 184V186L4 187H7ZM10 185V184H9ZM8 185V186H9ZM19 185V184H18ZM148 185V184H147ZM151 185V184H150ZM170 185V184H169ZM203 185H205V184H203ZM202 185V186H203ZM210 185V184H209ZM229 185V184H228ZM233 185V184H232ZM246 185H249V184H246ZM251 185V184H250ZM13 186V185H12ZM14 186H16V185H14ZM11 187V185H10V187L11 188H15V187ZM55 186V185H54ZM207 186V185H206ZM215 186V185H214ZM217 186V185H216ZM221 186H223V185H221ZM238 186V184L236 185V187ZM9 187V188H10ZM21 188H18L17 186H16V188H18V189H22L23 187L22 186H20ZM48 187V186H47ZM146 187V186H145ZM165 187H166V185H165ZM168 187H170V186H168ZM205 187V186H204ZM209 187H211V186H208L207 188L209 189ZM235 187V188H236ZM240 187V186H239ZM51 188V187H50ZM137 188V187H136ZM207 188H205V189H203L202 187H201V189H203V190H201L200 192L201 193H199L198 195L200 196V194L202 195V197L206 194L205 193V190L206 191H208L207 190ZM212 188V187H211ZM250 188H251V186H250ZM12 189H10V192H12V191H14V190H12ZM25 190V189H24ZM159 190V189H158ZM220 190V189H219ZM226 190V189H225ZM41 191V190H40ZM75 191V190H74ZM77 191H79V190H77ZM152 191V190H151ZM166 191V190H165ZM81 192V191H80ZM79 192V193H80ZM92 192V191H91ZM253 192V191H252ZM14 193V192H13ZM93 193V192H92ZM155 193H157V192H155ZM203 193H205L204 195H203ZM208 193H211L212 195L214 194L213 192H210V191H208ZM217 193V192H216ZM215 193V194H216ZM221 193V192H220ZM255 193V192H254ZM56 194V193H55ZM97 194H98V192H97ZM160 194V193H159ZM159 194H157V195H159ZM215 194H214V198L212 197V195H210L212 198H213V200H215V199H217V201H220L219 199H218V197H220L221 196V198L225 195H221V194H223V193H221V194H218L217 193V197H215ZM258 194V193H257ZM43 195V194H42ZM160 195H164V194H160ZM178 195V194H177ZM11 196H13V194L11 195ZM38 196V195H37ZM57 196V195H56ZM62 196V195H61ZM134 196V195H133ZM151 196V195H150ZM153 196V195H152ZM165 196H167V195H165ZM206 196V195H205ZM226 196V195H225ZM224 196V197H225ZM241 196V195H240ZM260 196V195H259ZM14 197V196H13ZM157 197V196H156ZM206 197H208V195L206 196ZM210 197V198H211ZM224 197L222 198V200L224 199ZM169 198H171L170 197V195H169ZM197 199H200V197H196ZM196 198H194V200L196 199ZM204 199H206L205 197H203ZM220 198V199H221ZM236 198V197H235ZM80 199V198H79ZM145 199V198H144ZM148 199H149V197H148ZM197 199L195 200V202L193 201V200H188V204H186V205H189L190 207H199L198 205V203H200V202H198L197 201ZM247 199V198H246ZM173 200V199H172ZM210 199H208V201H209ZM237 200V199H236ZM152 201V200H151ZM154 201V200H153ZM168 201H170V203L169 202H167V199H166V202L167 203H169L170 204V206H171V200L169 199ZM200 201V200H199ZM241 201V200H240ZM254 201V200H253ZM81 202V201H80ZM103 202V201H102ZM148 202V201H147ZM176 202V201H175ZM203 202H205V201H203L202 200V198H201V203H202V205H203ZM210 202V201H209ZM216 202V200L214 201V203ZM227 202V201H226ZM233 202V201H232ZM231 202V203H232ZM97 203V202H96ZM172 203H174V200H173V202ZM177 203V202H176ZM173 204V206L174 205H177V204ZM208 203V202H207ZM207 203H204L205 205L207 204ZM211 203V202H210ZM210 203H208V205H210ZM219 203V202H218ZM234 203V202H233ZM238 202L236 201V204H237ZM241 203H243V204H245L244 202H241ZM28 204V203H27ZM32 204V203H31ZM81 204V203H80ZM168 204V205H169ZM178 204H181V203H178ZM225 204V203H224ZM235 204V205H236ZM246 204H248L247 202H246ZM252 204H254L253 202H252ZM252 204H250L251 206H250V208H252L253 206H252ZM16 205V204H15ZM18 205V204H17ZM26 205V204H25ZM64 205H65V203H64ZM68 205V204H67ZM84 205V204H83ZM144 205H147V203L146 204H144ZM149 205H151V204H149ZM148 205V206H149ZM204 205V206H205ZM215 205H218V204H214V206ZM235 205H234V207H233V209L235 208ZM237 205H239V204H237ZM19 206V205H18ZM22 206V205H21ZM106 206V205H105ZM130 206V205H129ZM148 206L147 207H144V208H148ZM152 206V205H151ZM223 206H225V205H223ZM231 206V205H230ZM240 206V205H239ZM260 206H261V204H260ZM262 206H264V204H262ZM67 207V206H66ZM142 207V208H143ZM172 207V206H171ZM176 207V206H175ZM208 207V206H207ZM206 207V208H207ZM212 207V209H214L213 208V206H211ZM222 207V206H221ZM232 207V206H231ZM62 208V207H61ZM72 208H73V205H72ZM88 208H90V207H88ZM161 208V207H160ZM159 208V209H160ZM186 208H188V207H186ZM204 208V207H203ZM216 208H218L217 206H216ZM223 208H226V207H223ZM258 208V207H257ZM59 209V208H58ZM67 210L69 209V208H66ZM74 209V208H73ZM154 209V208H153ZM153 209H151V210H153ZM169 209V208H168ZM182 209V208H181ZM222 209V208H221ZM242 208H240V210H241ZM248 209H249V207H248ZM91 210V209H90ZM187 210V209H186ZM185 210V211H186ZM216 210V209H215ZM218 210V209H217ZM224 210V209H223ZM223 210H222V212H223ZM227 210V209H226ZM239 209L237 210V211H240ZM66 210H64V212H65ZM72 211V210H71ZM145 211V210H144ZM155 211V210H154ZM192 211V210H191ZM250 211V210H249ZM68 212L70 213V211L68 210ZM74 212V211H73ZM79 212H80V210H79ZM152 212V211H151ZM156 212V211H155ZM161 212V211H160ZM169 212H170V210H169ZM221 212V213H222ZM235 212H236V210H235ZM241 212V211H240ZM240 212L238 213V215L240 214ZM248 212V211H247ZM247 212H245V213H247ZM68 213V214H69ZM72 213V212H71ZM70 213V214H71ZM162 213V212H161ZM178 213V212H177ZM185 213V212H184ZM184 213H183V215H184ZM205 213V212H204ZM209 213V212H208ZM211 213V212H210ZM234 213V212H233ZM244 213V214H245ZM65 214V213H64ZM67 214V215H68ZM73 214V213H72ZM77 214H78V212H77ZM98 214V213H97ZM168 214V213H167ZM179 214H182V213H179ZM178 214V215H179ZM223 214V213H222ZM222 214L220 215V216H222ZM225 214V213H224ZM235 214V213H234ZM253 214H255V213H253ZM253 214L251 213V215L253 216ZM257 214V213H256ZM47 215V214H46ZM108 215V214H107ZM164 215V214H163ZM258 215V214H257ZM260 215V214H259ZM61 216V214L59 213V217ZM66 216V215H65ZM69 216V215H68ZM79 216V215H78ZM140 216V215H139ZM219 216V215H218ZM244 216V215H243ZM248 216H249V214H248ZM16 217V216H15ZM52 217V216H51ZM54 217V216H53ZM58 217V218H59ZM67 217V216H66ZM69 217H71V216H69ZM223 217V216H222ZM234 217V216H233ZM239 217V216H238ZM237 217V218H238ZM250 217V216H249ZM258 217V216H257ZM71 218H73V219H71V221H78V220H74V217H71ZM76 219H77V217H75ZM99 218V217H98ZM97 218V219H98ZM101 218V217H100ZM220 218V217H219ZM224 218V217H223ZM247 218V217H246ZM243 219V221H246L247 222V219ZM253 218H255V217H252L251 218V220H249V224H250V221L252 222H255V225H256V222H257V224H258V222H259V220H260V218H259V220H253ZM57 219V218H56ZM66 219H68V218H66ZM110 219V218H109ZM241 219V218H240ZM8 220H10V218L8 219ZM221 220V219H220ZM232 220V219H231ZM234 220V219H233ZM7 221V220H6ZM58 221V220H57ZM70 220L68 219V221L67 222H69ZM85 222L86 220H82L81 222ZM222 221V220H221ZM243 221H241V222H243ZM33 222V221H32ZM39 222V221H38ZM54 222H56V221H54ZM60 222V221H59ZM78 222H80V221H78ZM77 222V223H78ZM232 222V221H231ZM240 222V223H241ZM6 223V222H5ZM70 223H72V222H70ZM87 223V222H86ZM85 223V224H86ZM209 223V222H208ZM223 223V222H222ZM240 223H238V224H240ZM244 223V222H243ZM241 224V225H239V226H242V225H244L245 226V223L244 224ZM248 223V222H247ZM260 223H262V221L260 222ZM35 224H37L36 222H35ZM34 224V225H35ZM57 224V222L55 223V225ZM59 224V223H58ZM57 224V225H58ZM75 224H76V222H75ZM232 224V223H231ZM235 223H233V225H234ZM238 224H236V226L238 225ZM8 225V224H7ZM42 225V224H41ZM41 225H39V226H41ZM56 225V226H57ZM64 225V224H63ZM63 225H60V226H63ZM82 225H84V223L82 224ZM205 225V224H204ZM251 225H253V223L251 224ZM259 225V224H258ZM230 226V225H229ZM247 226V225H246ZM254 226V225H253ZM261 226H264V225H261ZM12 227V226H11ZM48 227V226H47ZM50 227V226H49ZM51 227H54V225L53 226H51ZM64 227V226H63ZM224 227V226H223ZM227 227V226H226ZM234 227V226H233ZM252 227V226H251ZM37 228H39V227H37ZM58 226L56 227V230L58 231ZM245 228V227H244ZM26 229V228H25ZM47 229V228H46ZM62 229V228H61ZM253 229V228H252ZM251 229V230H252ZM261 229V228H260ZM43 230V229H42ZM255 230V229H254ZM253 230V231H254ZM259 230V229H258ZM262 230H264V229H262ZM0 231L2 232V229H0ZM50 231V230H49ZM60 231V230H59ZM252 231V232H253ZM54 232H55V230H54ZM248 232V231H247ZM57 233V232H56ZM60 233V232H59ZM254 233H258L259 234V232H254ZM45 234H47V233H45ZM58 234V233H57ZM37 235V234H36ZM59 235V234H58ZM254 235H257V234H254ZM253 235V236H254ZM55 236V235H54ZM39 237V236H38ZM2 238V237H1ZM256 238H258L257 236H256ZM119 239V238H118ZM260 240V238L258 239V241ZM42 241L44 242V243H47L48 245L50 244V246H51V248H52V243H54L55 241L53 240V238H50V237H47V236H44L43 235V237H42ZM54 241V242H53ZM60 241V240H59ZM228 242V241H227ZM59 243V242H58ZM85 243V245H87V246H84V248L86 247V249L85 250H87V251H89L88 249L89 248H87L88 247V245L89 244H91V242H88V241H86V242H84ZM87 243V244H86ZM224 243V242H223ZM260 243V242H259ZM248 244V243H247ZM252 244V243H251ZM13 245V244H12ZM55 246H57L56 244H54ZM61 244H59V246H60ZM45 246H47V245H45ZM45 246H44V248H45ZM83 246H82V249H81V252H80V254H82L83 253V250H84V248H83ZM91 246H94V245H90V249L92 250L93 249V247H91ZM101 246V245H100ZM106 248H107V245H104ZM103 247V246H102ZM111 247H112V245H111ZM115 247V246H114ZM114 247H113V249H114ZM43 248V247H42ZM95 248V247H94ZM104 248V247H103ZM253 248H254V246H253ZM260 248V247H259ZM34 249L36 250V252H37V250H38V253L40 252V254L41 253H43V252H41L40 250V248H39V246L38 245H35L34 246ZM118 249V248H117ZM122 249V248H121ZM251 249V248H250ZM7 250V249H6ZM44 250V249H43ZM64 250V249H63ZM101 250V249H100ZM104 250H105V248H104ZM104 250H101V255H102V253H104V252H108L109 253V251H107V249H106V251H104ZM116 250V249H115ZM123 250V249H122ZM166 250V249H165ZM3 251V250H2ZM55 251H57V250H55ZM55 251H53L52 252V254L53 255H55L54 256V258L56 259V257H59L58 255H59V253H58V255L56 256V254H57V252H55ZM103 251V252H102ZM167 251V250H166ZM201 251V250H200ZM244 251V250H243ZM251 251V250H250ZM249 251V252H250ZM113 252L114 251H112V252H110L112 255H113ZM123 252V251H122ZM122 252H120L119 254H121ZM182 250H181V252L180 251H171V252H169V253H167V256H169V258H170V260H169V258L166 256V258H168V260L169 261H171L170 263H167V264H264V256H259L258 257V259H251V257H247V259L245 260L244 259V261H243V258H241V260H236V261H233V262H228L227 260V262L225 261V262H217V260H215V259H217V258H210L209 257V259H208V257H207V259L206 258H202V255L199 253V252H185V256H189L191 259L193 258V260H190V261H188L189 259H187V261H184V260H186V259H184L183 261H182V259L184 258H182ZM203 252V251H202ZM211 252V251H210ZM253 252V251H252ZM18 253V252H17ZM63 253H64V251H63ZM63 253H61L60 252V256H62L63 255ZM88 253H90V251L88 252ZM108 253H105V254H107V255H109V256H112V255H110V254H108ZM160 253V252H159ZM184 253V252H183ZM251 253V252H250ZM255 253V252H254ZM12 254V253H11ZM39 254V255H40ZM118 254V253H117ZM116 254V255H117ZM182 254V255H181ZM200 254V255H199ZM243 254V253H242ZM245 254V253H244ZM258 254V253H257ZM260 254V253H259ZM37 255V254H36ZM42 255V254H41ZM89 255V254H88ZM163 255H164V253H163ZM222 255H224V254H222ZM227 255V254H226ZM225 255V256H226ZM233 255V254H232ZM109 256H107V257H109ZM201 256V257H200ZM229 256V255H228ZM240 256H244V255H240ZM6 257V256H5ZM24 256H22V255H16L15 253L13 254V255H11V257H8V258H2V257H0V264H63L62 262H47V261H43V260H47L48 258H51V257H44L43 255L42 256H38V259L37 260H27L26 258L27 257H24ZM164 257V256H163ZM215 257V256H214ZM236 257H238V256H236ZM253 257V256H252ZM256 257V256H255ZM37 258V257H36ZM54 258H52L53 260H54ZM90 258V257H89ZM219 258V257H218ZM226 258H228V257H226ZM58 259H61V257L60 258H58ZM206 259V260H205ZM230 259H231V257H230ZM240 259V258H239ZM103 260V259H102ZM232 260H234V259H232ZM58 261H61V260H58ZM177 262V263H176ZM65 264V263H64ZM85 264V263H84ZM166 264V263H165Z\"/></svg>",
    "mask_w": 264,
    "mask_h": 264
}]
</instances>
